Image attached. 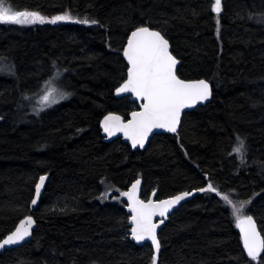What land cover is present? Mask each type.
<instances>
[{
	"label": "trees",
	"instance_id": "16d2710c",
	"mask_svg": "<svg viewBox=\"0 0 264 264\" xmlns=\"http://www.w3.org/2000/svg\"><path fill=\"white\" fill-rule=\"evenodd\" d=\"M213 4L6 0L14 10L74 19L0 24V240L29 215L36 224L30 241L0 253V264H153L151 247L129 240L120 195L137 179L147 200L154 191L162 199L196 190L210 177L235 203L251 201L244 213L264 229V0H221L219 15ZM83 19L90 23L75 22ZM141 25L165 35L178 76L206 80L212 98L186 113L176 134L132 150L120 139L105 142L99 123L137 110L113 93L126 79L122 48ZM49 82L68 95L37 111L34 100ZM237 137L246 141L243 163ZM41 176L47 180L31 210ZM158 239L156 264H257L214 193L182 204Z\"/></svg>",
	"mask_w": 264,
	"mask_h": 264
},
{
	"label": "snow or ice",
	"instance_id": "6c2138e0",
	"mask_svg": "<svg viewBox=\"0 0 264 264\" xmlns=\"http://www.w3.org/2000/svg\"><path fill=\"white\" fill-rule=\"evenodd\" d=\"M212 11L217 15L221 12V0H214ZM69 14L57 15L46 18L39 12L29 10H14L11 5H6V0H0V24H56L58 21L73 20ZM77 23L88 24V19L75 20ZM91 23H98L92 20ZM219 23V21H217ZM219 31V30H218ZM169 40L159 30H153L150 26L141 25L131 31L127 36L126 46L122 48L123 57L127 60L126 79L116 88V94L131 93L137 99L143 101L140 111L131 113V120L127 123L120 116L108 115L104 117L103 129L109 136L122 132L131 141L133 148H143L154 129H164L168 132H177L181 123V115L185 109H190L196 104L206 101L211 96L210 84L203 79L185 80L177 74L179 61L169 50ZM11 68V66H9ZM59 79V76H57ZM68 93L62 89L53 87L51 82L45 90L42 100L45 104L58 103ZM238 145L234 150L244 162L247 153L246 141L237 137ZM46 176H41L35 185V198L31 205H37L44 187ZM141 181L136 180L130 191L120 192L121 196L127 197L131 215V237L137 242L151 241V245L159 253L160 240L157 237L159 224L154 223V217H165L168 212L180 204L181 201L193 195L191 191H183L169 199L159 201L144 200L139 198V186ZM116 191H119L117 189ZM200 193H214L225 205L230 207L234 223L240 232L243 249L251 261L264 264V235L258 230L257 222L251 214H245L244 208L251 201L235 203L228 194L222 192L210 177L205 186L196 189ZM108 195L106 189L102 197ZM164 221L160 220V224ZM35 221L31 215L19 222V226L0 240V249L5 246L19 244L31 235V229ZM157 257H152L156 264Z\"/></svg>",
	"mask_w": 264,
	"mask_h": 264
},
{
	"label": "water",
	"instance_id": "95a60500",
	"mask_svg": "<svg viewBox=\"0 0 264 264\" xmlns=\"http://www.w3.org/2000/svg\"><path fill=\"white\" fill-rule=\"evenodd\" d=\"M129 35H130V34H129ZM126 43H127V40H126ZM126 43H125V46H126ZM169 50H170V48H169ZM170 52H171V50H170ZM122 58H123V60L125 61L126 65H127V60L123 57V52H122ZM178 66H179V63L177 64V68H178ZM126 72H127V70H126ZM189 81H191V80H189ZM210 88H211V85H210ZM113 94H114L115 98H121V97H128V98H130V101H131V102L137 104V110H135V111H140V110H141V107H140V106H141V104L143 103V101L137 99L133 94H131V93H121V94L117 95V94H116V89L114 90V93H113ZM211 98H212V88H211V96L209 97V99L206 100V101H203V102H200V103L196 104L194 107H192V108H190V109H185V110H184V113H182V115H181V121H182L183 116H184L186 113L191 112V111L195 110V109L198 108V107L205 106L206 104H208V103L211 101ZM131 113H132V112H131ZM131 113L129 114L127 120H123L125 123H127L129 120H131V118H132V117H131ZM110 114H111V115H117V114H114V113H108V114H106L105 116H108V115H110ZM105 116H103V118L101 119V121H100V123H99V129H100V132H101V136L104 138V141H105V142H111V141H113V140L120 139L123 143H126V144H127L132 150H143V149H145V147L147 146V143L150 141V139H151L154 135H159V134H170V135H174V134H176V133L179 131V128H180V125H181V123L178 125V127H177V132H175V133L168 132V131H166V130H164V129H154L153 132H152V134L149 135L148 140L145 142V146H144L143 148H140L139 146H137L136 148H133L132 145H131V141L128 140V139L124 136V134H123L122 132H117L116 135H114V136H109V135L104 131V129H103V120H104V117H105ZM117 116H119V115H117ZM121 118H122V117H121ZM122 119H123V118H122ZM46 180H47V178H46ZM46 180H45V181H46ZM137 180H140V181H141L140 186H139V192H138V195H139V198L142 199V198H141V192H142V187H143V186H142V180H141V179H137ZM38 182H39V180H38ZM38 182H37V183H38ZM135 182H136V181H134V182H133V183L127 188L126 191H130L132 185H133ZM42 190H43V188L41 189V193H42ZM191 192H193V195L187 197L185 200L181 201L180 204H178V205H176L175 207H173V208L168 212L166 218H165V217H159V216L154 217L153 222L159 224V227L157 228V237H158V233H159V231L161 230V228H162V226L164 225V223L168 220L169 216H171V215L173 214V212H175V211H176V210H177L182 204H184L185 202H188V201L191 200L193 197H195L196 195L200 194V192H197L196 190H193V191H191ZM178 194H179V193H178ZM175 195H177V194H175ZM173 196H174V195H173ZM171 197H172V196H171ZM171 197H168V198H162V199H157V193H156V191H154V192L151 193V195L148 197V199H147V200H144V201H145V202H147L148 200L159 201V200H163V199H169V198H171ZM33 198H35V193H34V197H33ZM142 200H143V199H142ZM122 201H123V203H124V210H125V212L127 213V215L129 216L128 224H129V226H130V230H131V226H132V225H131V215H132V213L129 211V204H128L127 197L122 196ZM37 204H38V202H37ZM36 206H37V205H35V206L32 205V206H31V210H34V209L36 208ZM162 219H163L164 222H163L162 224H160V220H162ZM18 226H19V224H18L16 227H18ZM16 227H15V229H16ZM235 227H236V225H235ZM35 228H36V224L34 223V225L32 226V229H31V235H30V236L26 237L25 240L22 241V242L19 243V244L10 245V246H5L4 249H0V253H2V252L5 251V250L14 249V248H19V247L23 246L24 244H26L28 241H30V239H31V237H32V233H33V231L35 230ZM257 228H258V226H257ZM15 229H14V230H15ZM236 229H237V231H238V233H239V236H240L239 229H238L237 227H236ZM14 230H13V231H14ZM130 230H129V240H130L133 244H135V245H137V246H142V245H144V244L149 245V246L151 247V249H152L153 256L155 255V256L157 257V259H158V255H159V253H156L155 248L151 245V241L137 242V241L133 240L132 237H131V231H130ZM258 230H259V229H258ZM13 231H12V232H13ZM241 245H242V250H243L245 256H246L248 259H250V258L247 256L246 251H244V249H243V243H242V241H241ZM159 252H160V251H159ZM262 254H263V253H262ZM262 254H261V255H262Z\"/></svg>",
	"mask_w": 264,
	"mask_h": 264
},
{
	"label": "rangeland",
	"instance_id": "374dc122",
	"mask_svg": "<svg viewBox=\"0 0 264 264\" xmlns=\"http://www.w3.org/2000/svg\"><path fill=\"white\" fill-rule=\"evenodd\" d=\"M67 21V20H66ZM58 22H65V21H58ZM57 22V23H58ZM23 26H26V25H23ZM53 86V85H52ZM54 87V86H53ZM48 88V85H44L42 90L40 91V94L39 96L34 100V109L37 110V111H40L42 109H47L49 108L50 106L52 105H56L58 103H55V104H51V105H48V104H45L44 101L42 100V97L43 95L45 94V90Z\"/></svg>",
	"mask_w": 264,
	"mask_h": 264
},
{
	"label": "bare ground",
	"instance_id": "6f19581e",
	"mask_svg": "<svg viewBox=\"0 0 264 264\" xmlns=\"http://www.w3.org/2000/svg\"><path fill=\"white\" fill-rule=\"evenodd\" d=\"M204 80V79H203Z\"/></svg>",
	"mask_w": 264,
	"mask_h": 264
}]
</instances>
